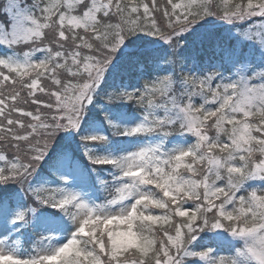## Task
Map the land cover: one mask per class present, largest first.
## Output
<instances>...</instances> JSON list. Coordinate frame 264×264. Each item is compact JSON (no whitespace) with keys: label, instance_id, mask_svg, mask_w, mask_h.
<instances>
[{"label":"snow or ice","instance_id":"snow-or-ice-1","mask_svg":"<svg viewBox=\"0 0 264 264\" xmlns=\"http://www.w3.org/2000/svg\"><path fill=\"white\" fill-rule=\"evenodd\" d=\"M0 264H264V0H0Z\"/></svg>","mask_w":264,"mask_h":264}]
</instances>
